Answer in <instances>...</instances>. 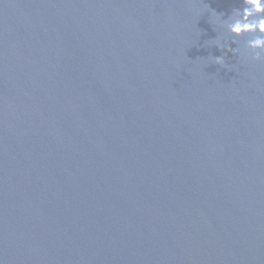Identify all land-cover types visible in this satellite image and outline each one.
Instances as JSON below:
<instances>
[{
    "label": "water",
    "instance_id": "water-1",
    "mask_svg": "<svg viewBox=\"0 0 264 264\" xmlns=\"http://www.w3.org/2000/svg\"><path fill=\"white\" fill-rule=\"evenodd\" d=\"M237 7L0 0L3 264H264V62L208 41Z\"/></svg>",
    "mask_w": 264,
    "mask_h": 264
},
{
    "label": "clouds",
    "instance_id": "clouds-1",
    "mask_svg": "<svg viewBox=\"0 0 264 264\" xmlns=\"http://www.w3.org/2000/svg\"><path fill=\"white\" fill-rule=\"evenodd\" d=\"M243 7L233 8L231 13L225 17L224 13L212 10L211 15L215 17L219 28L224 30L222 38L216 37L208 41L214 42V46L221 50L222 55L212 56L213 63L227 69L226 52L237 55L238 48L229 46V36L250 37L246 41V48L252 60L264 62V0H242ZM235 43V41H232ZM0 264L3 261L0 260Z\"/></svg>",
    "mask_w": 264,
    "mask_h": 264
}]
</instances>
